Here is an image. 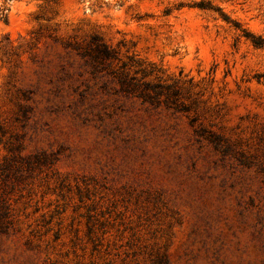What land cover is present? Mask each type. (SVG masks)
<instances>
[{
	"label": "rangeland",
	"instance_id": "374dc122",
	"mask_svg": "<svg viewBox=\"0 0 264 264\" xmlns=\"http://www.w3.org/2000/svg\"><path fill=\"white\" fill-rule=\"evenodd\" d=\"M264 0H0V264H264ZM92 35L177 81L128 98Z\"/></svg>",
	"mask_w": 264,
	"mask_h": 264
},
{
	"label": "trees",
	"instance_id": "16d2710c",
	"mask_svg": "<svg viewBox=\"0 0 264 264\" xmlns=\"http://www.w3.org/2000/svg\"><path fill=\"white\" fill-rule=\"evenodd\" d=\"M243 36L255 48H264V36L241 30ZM79 56L93 76L109 74L118 84V89L128 98H136L141 103L177 107L180 90L177 81L169 82L159 75L156 67L134 58L126 50L105 42L100 36L92 35L81 50ZM264 81V72L257 74Z\"/></svg>",
	"mask_w": 264,
	"mask_h": 264
}]
</instances>
